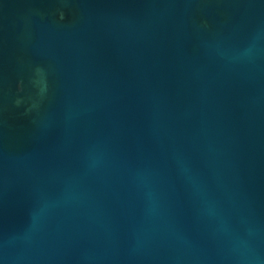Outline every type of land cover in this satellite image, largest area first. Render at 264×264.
Masks as SVG:
<instances>
[{
	"label": "water",
	"instance_id": "95a60500",
	"mask_svg": "<svg viewBox=\"0 0 264 264\" xmlns=\"http://www.w3.org/2000/svg\"><path fill=\"white\" fill-rule=\"evenodd\" d=\"M0 264H264V0H0Z\"/></svg>",
	"mask_w": 264,
	"mask_h": 264
}]
</instances>
